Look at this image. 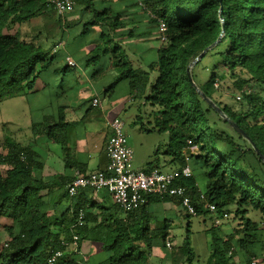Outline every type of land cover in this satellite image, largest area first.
Listing matches in <instances>:
<instances>
[{
    "label": "trees",
    "instance_id": "16d2710c",
    "mask_svg": "<svg viewBox=\"0 0 264 264\" xmlns=\"http://www.w3.org/2000/svg\"><path fill=\"white\" fill-rule=\"evenodd\" d=\"M120 1L76 0L67 15L86 17L78 37L98 32L87 62L98 66L110 58L120 74L108 91L127 80L134 98L146 97L159 109L151 129L168 133L166 154L173 162L184 165L183 148L188 140L198 146L190 163L193 176L182 182L197 217H212L207 204H214L217 214L235 205L236 215L243 216L242 228L231 235L224 236L215 224L206 230L210 255L205 264H240V255L246 257L243 264H264V0H127L131 6L124 9L119 8ZM142 4L159 33L160 20L167 27V40L161 42L159 34L155 39L157 60L145 69L135 65V53L121 44L123 39L139 36L132 26L141 21L129 19L139 15ZM49 11H53L49 0H0V101L33 93L42 75L54 65L57 54L20 34L21 25ZM144 32L146 36L152 31ZM62 35L64 40L65 31ZM195 60L190 69L192 84L188 67ZM229 83L236 96L241 94L240 109L216 97ZM211 111L233 134L218 129L208 116ZM33 159L34 152L12 136L0 142V226L5 220L0 232V264H46L54 251L63 249V240L72 239L71 227L80 204L72 213L58 214L53 200L65 191L57 193L37 179ZM154 168H159L158 156L145 171ZM158 204L173 213L155 215ZM94 207L100 212L85 208L86 223L76 233L80 243L88 238L101 243L108 257L98 264H147L154 249L166 248L174 217L186 211L179 199L168 196H149L143 206L127 213L115 203H92ZM248 208L260 214L259 221L246 216ZM121 213L124 217L116 218ZM191 245L188 229L180 252L171 254L178 260L187 255L191 261L195 257ZM58 264L83 261L69 254Z\"/></svg>",
    "mask_w": 264,
    "mask_h": 264
},
{
    "label": "crops",
    "instance_id": "0c3cea01",
    "mask_svg": "<svg viewBox=\"0 0 264 264\" xmlns=\"http://www.w3.org/2000/svg\"><path fill=\"white\" fill-rule=\"evenodd\" d=\"M74 17L70 14L67 22L71 23ZM70 23L66 26L64 35L65 46L60 63L61 60L63 62L59 67L55 68L53 65L50 69L54 80L49 85L41 78L37 82V87L41 91L18 96L25 100L29 114L35 116L33 126L40 128L39 130L33 129L34 136H30L26 134L24 128L20 127L13 131V138L20 145L34 152L33 165L38 169L35 177L48 183L57 193L65 191L64 196L53 200L57 203L58 214L66 211L72 213L77 208V203L80 204L78 208L86 205V209L95 213L100 210L96 207L91 208L92 203L105 206L114 205L112 197L106 191L96 192L92 189H84L72 199L66 192V185L77 172L88 174L106 169L108 157L105 146L111 134L109 123L115 117H120L118 115L127 107L129 101L134 99L135 93L131 94L129 91L127 80L120 82L114 91H108L119 77V69L112 66L110 58H106V63L100 68L95 69V66L89 68L90 63L87 62V56L94 47L92 41L94 37H98V32L94 30L95 32L91 33L90 37H78L82 28L78 30L73 23L72 25ZM139 24L141 23L137 25ZM137 29L140 28L137 27ZM150 31L152 32L148 38L145 35L141 37L142 35L139 34V37L126 38L121 41V44L130 48V53H135L136 56L132 59L135 65H139L142 69L157 60L159 44L155 40V32ZM66 56L71 57L77 65L69 66L65 61ZM63 69L65 71L62 74L56 72V70ZM108 74L112 75L106 79ZM66 79L69 81L67 82ZM84 82L87 85H83ZM53 87L59 88L60 91H51ZM75 87L80 88V91H73ZM95 98L100 100L101 105H93ZM36 134L37 137H35ZM41 146L42 153L38 150ZM148 157L144 161H147ZM168 157L166 165L170 166L171 170L182 165L173 162L169 155ZM159 168L164 170L161 165ZM83 203L86 204L81 205ZM155 209L156 211L162 210L164 215L173 213L165 212L161 204H158ZM122 217H124L123 213L118 214L116 218ZM80 246L82 255H76V257L82 261V256H85L87 261L83 264H98L108 257L101 243L93 238L82 240ZM151 254L153 253H150L149 257ZM242 256L238 258L240 264L244 261Z\"/></svg>",
    "mask_w": 264,
    "mask_h": 264
},
{
    "label": "rangeland",
    "instance_id": "374dc122",
    "mask_svg": "<svg viewBox=\"0 0 264 264\" xmlns=\"http://www.w3.org/2000/svg\"><path fill=\"white\" fill-rule=\"evenodd\" d=\"M127 0H122L123 2L120 5V9L130 7L125 2ZM141 10L138 16L129 19V21H141L139 25L136 24V27H133L134 32L140 34L144 31H150L154 28L156 37L159 34L156 24H153L149 21L148 13L144 11L143 4L140 5ZM86 19L85 16L82 17L81 14L76 15L72 20L76 29L80 30L82 28V23ZM70 23V22H69ZM67 18L64 21L54 12L49 11L41 14L39 17L33 19L31 22L25 23L20 26L21 37L25 40H35L40 44L45 50L50 51L51 54H57L56 62L54 67H59L60 58L62 56V51L65 46V41L63 40V32L66 31V26L69 24ZM70 23V24H71ZM72 25V24H71ZM131 27V26H130ZM137 27L140 29L138 30ZM75 29V28H74ZM149 35L145 37L148 38ZM139 37V36H137ZM143 37V36H141ZM160 37V34H159ZM161 41V39H160ZM162 42V41H161ZM67 57L65 61L67 63ZM97 63V62H95ZM106 63V59L100 63H97L98 66L94 63H90L88 67L95 69L100 68ZM74 71V69L72 70ZM112 74H108L106 79H109ZM54 80L53 76L50 74V71L45 72L42 75V81L45 83H50ZM67 82L69 79H66ZM83 85H87L86 82ZM110 86V85H109ZM218 86V84H216ZM35 91H41L36 86ZM51 91H60L59 88H51ZM73 91H80V88H74ZM231 83L227 84L225 88L216 94V97L223 104L231 105L236 109L242 107L240 100H237L236 93ZM58 94V93H56ZM56 94L54 96H56ZM158 108L153 107L146 97H139L130 100L127 107L118 115L125 122V132L128 135V142L130 147L134 152V168H146L148 164L154 159L155 156L159 158V165L164 168L165 171H170V166L166 165V159L168 155L166 154L167 146L169 142L168 133H160L151 129L155 126ZM209 118L212 122H216L218 129H227L230 133L233 134L232 129L228 124L224 123L213 111L209 113ZM34 115L32 116L28 112V106H25V100L20 97L7 98L0 101V142H3L6 136L13 137V131H16L20 127L24 128L26 134L34 136L33 129H38L39 126H33ZM137 121V122H136ZM37 137V134L36 136ZM42 139V138H41ZM42 153V146L38 148ZM157 154V155H156ZM148 157L147 161H144ZM144 162V163H143ZM142 164V165H141ZM156 210V209H155ZM237 207L235 205L229 206L225 209V213L228 214L219 224L218 228L224 236L231 235L234 231H239L242 228V215H236ZM188 213L183 211L180 217H174V227L170 231V235L167 239L171 243V248H156L152 252L147 264H205L209 255V236L206 234V230L210 229L214 224V218L216 214L211 213V218L205 220L202 217L191 216L188 218L186 215ZM155 215L162 216L163 211L157 210ZM247 217H250L254 221H259L260 214L256 211H252L248 208L246 214ZM189 223L191 225L189 226ZM5 220H2V226H0V232L3 231ZM151 225L154 226L155 223L152 221ZM216 226V225H215ZM188 229L191 230V246L195 252V257L190 261L187 258V255L182 257L180 260L174 258L175 253H179V248L182 246L185 237L188 234ZM160 247V246H159ZM171 253H174L173 255ZM242 260H245L246 257L242 256ZM105 260V259H104Z\"/></svg>",
    "mask_w": 264,
    "mask_h": 264
},
{
    "label": "built area",
    "instance_id": "2783aa9c",
    "mask_svg": "<svg viewBox=\"0 0 264 264\" xmlns=\"http://www.w3.org/2000/svg\"><path fill=\"white\" fill-rule=\"evenodd\" d=\"M76 5V0H49V6L61 18L65 20ZM160 39L167 40V27L163 21L158 22ZM67 64L75 67L77 63L67 57ZM242 91H251L243 89ZM241 94L237 95V100ZM94 106L101 105L98 98L93 100ZM111 134L105 146L108 157V165L105 170L81 174L77 172L71 181L66 185L67 194L75 198L84 189H92L96 192L106 191L114 203L125 213L139 209L147 201L149 196L175 197L181 201V205L190 215L196 216L197 212L188 195L187 187L183 180L193 176V169L190 165L193 156L198 152V146L188 140L183 148L184 165L171 171H164L154 168L150 171L136 169L133 166L134 152L129 145L128 135L125 132V122L121 117H115L110 123ZM211 213L216 214L214 224L219 226L221 221L228 216L227 213L217 214L214 204H207ZM86 223V209H77L75 222L71 227V240H63L62 247L54 251L47 259L46 264H58L60 259L69 254L82 255L80 249V236L76 233ZM167 247L171 243L167 241ZM83 262L87 261L85 256ZM254 264V262H253Z\"/></svg>",
    "mask_w": 264,
    "mask_h": 264
},
{
    "label": "water",
    "instance_id": "95a60500",
    "mask_svg": "<svg viewBox=\"0 0 264 264\" xmlns=\"http://www.w3.org/2000/svg\"><path fill=\"white\" fill-rule=\"evenodd\" d=\"M205 52V51H204ZM204 52L202 53V54H204ZM201 54V55H202ZM198 59V58H197ZM196 59V60H197ZM196 60L188 67V75H189V77H190V81L192 82V84H194V82H193V79L191 78V73H190V69H191V66L196 62ZM205 97V96H204ZM209 101V100H208ZM210 104L213 106V107H215L218 111H219V113H222V111H221V109L218 107V106H216L213 102H211L210 101ZM223 115V114H222ZM223 117H225V115H223ZM230 125L236 130V131H238L239 133H241V134H243L246 138H248V136L243 132V130L242 129H240L239 128V126L237 125V124H235L234 122H232V121H230ZM254 145V144H253ZM255 146V145H254ZM255 149H256V151H257V153L258 154H260V151H259V149L258 148H256L255 147ZM261 157H262V159H263V161H264V156L263 155H261Z\"/></svg>",
    "mask_w": 264,
    "mask_h": 264
}]
</instances>
